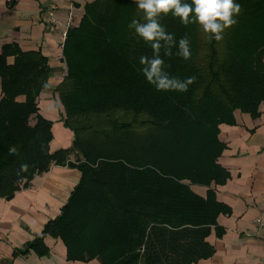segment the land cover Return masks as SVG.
Instances as JSON below:
<instances>
[{"label":"trees","instance_id":"1","mask_svg":"<svg viewBox=\"0 0 264 264\" xmlns=\"http://www.w3.org/2000/svg\"><path fill=\"white\" fill-rule=\"evenodd\" d=\"M235 2L241 13L219 42L197 24L160 17L177 42L189 39L188 60L176 47L171 57L161 51L171 76L196 78L186 92L157 91L139 71L140 56L153 53L128 27L145 22L133 0L87 4L62 45L66 74L54 91L73 144L56 151L52 122L37 104L48 87L46 57L15 42L2 46L0 198H13L52 166L81 176L60 213L13 257L47 256L46 236L63 241L68 261L191 264L213 254L206 238L212 229L224 234L217 219L230 213L211 187L230 177L218 161L226 149L219 125L235 124L237 110L257 118L264 105V0ZM192 186L208 187L205 196Z\"/></svg>","mask_w":264,"mask_h":264},{"label":"crops","instance_id":"2","mask_svg":"<svg viewBox=\"0 0 264 264\" xmlns=\"http://www.w3.org/2000/svg\"><path fill=\"white\" fill-rule=\"evenodd\" d=\"M94 0H0V53L2 46L15 42L22 51L41 50L48 62V87L41 90L37 104L41 116L52 122L51 151L69 148L73 133L63 125L64 109L54 89L66 74L63 60V31L68 15L78 24L85 6ZM54 8L56 23H49L48 10ZM13 57L7 62L12 63ZM1 78H0V98ZM21 96L19 99H23ZM253 118L235 111V124H220L219 139L226 149L219 163L230 173L225 184L214 185L217 201L230 208L219 214L217 223L225 229L217 238L212 229L206 238L214 248L211 256L191 264H264V105ZM74 155L70 156L72 160ZM76 168L52 166L33 177L27 188L16 191L11 199L0 198V264H100L97 258L88 262L68 261L67 249L60 239L46 236L50 249L40 257L34 251L13 257L14 249L37 236L47 220L60 213L73 186L80 179ZM201 196L208 187L192 186Z\"/></svg>","mask_w":264,"mask_h":264},{"label":"clouds","instance_id":"3","mask_svg":"<svg viewBox=\"0 0 264 264\" xmlns=\"http://www.w3.org/2000/svg\"><path fill=\"white\" fill-rule=\"evenodd\" d=\"M138 10L144 14V23L133 19L128 25L146 43H150L152 56L142 55L139 63L142 66L139 71L146 81L153 85L157 91L186 92L195 81V77L184 80L171 76L164 70L165 61L161 56L171 57L172 49L177 48L176 56L184 60L191 58V49L187 36L178 42L174 34L166 31L160 23V17L171 13L174 18H179L185 26L197 24L205 35V38L216 41L223 40V33L237 23L234 18L241 13V5L235 0H133ZM13 153L15 149L11 150ZM27 170V165L21 166Z\"/></svg>","mask_w":264,"mask_h":264},{"label":"built area","instance_id":"4","mask_svg":"<svg viewBox=\"0 0 264 264\" xmlns=\"http://www.w3.org/2000/svg\"><path fill=\"white\" fill-rule=\"evenodd\" d=\"M8 3H10V2H13L14 0H6ZM48 16H49V23L51 24V25H54V23H56V19H55V17H54V8H51V9H49L48 10ZM72 23H73V18H72V13L70 12L69 13V15H68V25H72ZM66 31L67 30H65V31H63V36L64 37H66Z\"/></svg>","mask_w":264,"mask_h":264}]
</instances>
